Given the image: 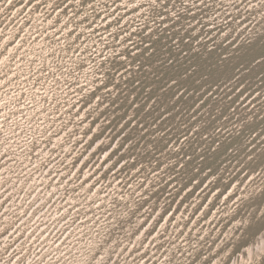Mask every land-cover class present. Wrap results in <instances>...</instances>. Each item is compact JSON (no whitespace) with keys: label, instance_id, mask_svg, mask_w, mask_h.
I'll list each match as a JSON object with an SVG mask.
<instances>
[{"label":"rangeland","instance_id":"rangeland-1","mask_svg":"<svg viewBox=\"0 0 264 264\" xmlns=\"http://www.w3.org/2000/svg\"><path fill=\"white\" fill-rule=\"evenodd\" d=\"M249 2L0 0V264H264Z\"/></svg>","mask_w":264,"mask_h":264},{"label":"snow or ice","instance_id":"snow-or-ice-1","mask_svg":"<svg viewBox=\"0 0 264 264\" xmlns=\"http://www.w3.org/2000/svg\"><path fill=\"white\" fill-rule=\"evenodd\" d=\"M150 6L155 10L156 7H157L156 0H151V4H150ZM246 7H247V8L264 7V0H257V4H255V5L249 2V3L246 5ZM253 171L255 172V169H253ZM253 182H255V181H253ZM194 264H195V262H194Z\"/></svg>","mask_w":264,"mask_h":264}]
</instances>
